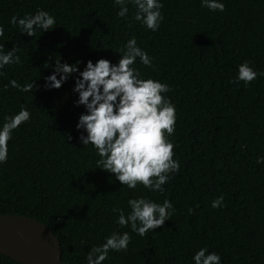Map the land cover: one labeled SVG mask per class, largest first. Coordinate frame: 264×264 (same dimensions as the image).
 Returning a JSON list of instances; mask_svg holds the SVG:
<instances>
[{
  "label": "trees",
  "instance_id": "obj_1",
  "mask_svg": "<svg viewBox=\"0 0 264 264\" xmlns=\"http://www.w3.org/2000/svg\"><path fill=\"white\" fill-rule=\"evenodd\" d=\"M0 214L70 264H264V0H0Z\"/></svg>",
  "mask_w": 264,
  "mask_h": 264
},
{
  "label": "water",
  "instance_id": "obj_2",
  "mask_svg": "<svg viewBox=\"0 0 264 264\" xmlns=\"http://www.w3.org/2000/svg\"><path fill=\"white\" fill-rule=\"evenodd\" d=\"M0 254L20 264H70L48 225L21 214H0Z\"/></svg>",
  "mask_w": 264,
  "mask_h": 264
}]
</instances>
